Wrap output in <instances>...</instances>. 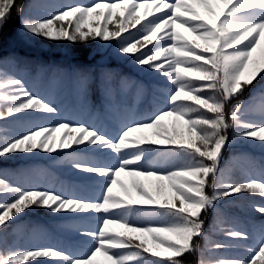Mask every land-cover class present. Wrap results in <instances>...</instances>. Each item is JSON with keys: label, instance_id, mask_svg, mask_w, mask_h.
<instances>
[{"label": "snow or ice", "instance_id": "1", "mask_svg": "<svg viewBox=\"0 0 264 264\" xmlns=\"http://www.w3.org/2000/svg\"><path fill=\"white\" fill-rule=\"evenodd\" d=\"M221 2L225 11L211 24L185 0H93L88 5H68L50 18H22L26 33L51 41L81 43L97 37L104 42L115 41L121 55L131 56L138 67L158 73L173 88L166 97V107L147 119L126 124L115 138L87 125L71 126L67 122L50 127L37 125L11 138L0 136V159H15L18 154L30 159L40 152L56 153L55 133L64 129L59 149L72 150L64 152L71 167L87 178H102L103 185L100 197L84 199L46 189H25L0 178V232L7 231L10 222L15 223L26 210L36 208L99 220L95 229L80 230L79 234L92 245L84 256L74 257L52 247L9 249L0 251V264H93L98 253L110 264H185L187 255L200 251L198 241L204 236V217L215 209L217 200L245 192L264 197V181L232 184L220 179L217 183L223 150L229 143V129H234L241 140L260 142L259 146L264 147V105L260 107L259 122H255L245 118L247 109L239 100L259 83L258 75L264 80V75L254 67L250 70L252 55L264 37V0ZM141 7L145 9L144 17L138 15ZM13 8L17 13L22 11L16 0H0V32ZM157 12L161 14L156 15ZM149 15L152 19H147ZM114 17L119 18L110 30ZM141 19L146 23L130 32L129 27L136 28ZM177 25L194 39L188 40L178 33ZM0 108L4 109L0 110V122L19 119L16 114L29 109L49 117L57 114L54 106L34 96L21 79L9 76L2 68ZM193 113L198 115L194 117ZM165 118L183 122L186 141L175 126L169 132L162 123ZM3 127L0 124V130ZM146 132H151L155 139ZM175 136L181 138L177 140ZM74 145H83L80 151H110L117 163H88L75 155ZM148 153L169 159L149 164ZM170 160L171 169L162 171ZM121 173L155 180L157 197L165 195L163 182L167 181L172 196L159 202L142 183L134 180L132 188L139 199H133L126 189L125 199L114 191L117 185L124 188L117 179ZM255 210L264 214V206ZM225 234L233 239H248L246 233L239 231L229 230ZM224 248L226 245L219 242L214 245L216 251ZM248 251L247 258H222L216 264H264V239ZM200 264L209 262L201 260Z\"/></svg>", "mask_w": 264, "mask_h": 264}, {"label": "trees", "instance_id": "2", "mask_svg": "<svg viewBox=\"0 0 264 264\" xmlns=\"http://www.w3.org/2000/svg\"><path fill=\"white\" fill-rule=\"evenodd\" d=\"M68 0H16V6L22 11L17 13L15 8L11 11V16L7 21L2 32H0V68L9 76L24 74L27 77L35 79L41 88H45L51 82H55L58 87L55 95L57 104L65 101L68 106L74 108L76 115L82 114L84 122H75L70 119L67 123L71 126L87 125L101 133L106 129L100 130L98 127H90L87 123L89 117H100L106 115V121L111 120L116 113L126 110L136 109L138 112L143 110H157L158 106L166 107V97L173 86L168 84L165 78L156 72H149L145 68L138 67L131 59V56L121 55L118 52V45L115 41L104 42L99 37L89 39L86 42L72 43L68 41H51L46 38L30 35L22 29V18L40 20L50 18L53 14L60 12L65 8ZM84 5L91 4L93 0H83ZM72 5L80 4L71 0ZM210 24L217 16L215 11L211 12L210 18L201 7L197 0H185ZM214 7V6H213ZM208 8L212 10V8ZM206 10V9H205ZM99 11H103L100 9ZM119 12L120 9L114 10ZM151 9L149 12L151 13ZM145 9L141 7L138 15L144 17ZM156 15L161 13L157 12ZM109 25V29L114 28L115 20ZM147 19H152L149 15ZM146 20L141 19V24L136 28L129 27L130 32L136 31ZM87 31L88 29H84ZM178 33L188 40L194 39L193 35L184 28L176 26ZM122 35H127L124 33ZM159 35V34H158ZM198 43H203L198 41ZM151 47V45H149ZM255 68L261 75H264V64H252L250 70ZM15 73V74H12ZM37 75V76H36ZM255 88L244 92L239 100L246 102L256 99L259 106L264 105V80L259 79ZM130 85H132L130 87ZM70 93V97L67 93ZM140 95V96H138ZM37 96V95H34ZM43 101L57 108L54 101L48 100L43 96H37ZM236 101L233 100V103ZM190 103V102H189ZM231 107V105H229ZM260 107L251 110L247 109L246 119L259 122ZM69 108V107H68ZM0 110H4L0 108ZM68 111V110H67ZM207 115H212L207 113ZM45 113L35 112L31 109L23 113L16 114L19 119L10 118L8 122H0L4 127L0 130V136L7 135L9 138L13 135H19L27 130L32 123H37ZM108 115L111 116L108 117ZM194 117L197 113L192 114ZM167 126L169 132L173 127L183 134V139L187 140V130L182 121L174 122L172 118H165L162 122ZM12 131H8V127ZM65 130L61 129L55 133V141L58 148V154L50 161H44L39 155H33L30 159L22 158L25 154H18L15 159H0V178L18 185L25 189L39 188L48 191H55L66 196H75L80 198V181L78 178H87L86 174L79 173L71 167V163L65 158L64 152H70L71 149H59V141L64 135ZM150 138L155 139L151 132H146ZM228 147L223 150V156L220 163V172L217 183L223 179L227 183L239 184L250 180L264 181V147H260V142H250L241 140L236 136L234 129H229ZM179 140L180 136H175ZM77 149L75 155L81 160L90 159L89 162H95L92 153L96 151H80L83 145H74ZM154 147H175L174 145H154ZM149 164L160 163L162 156L156 153H148L146 156ZM174 160V158H173ZM173 160L169 161L167 170L173 166ZM205 163H211L205 160ZM49 164L52 166L50 167ZM56 168L53 169V165ZM170 165V167H169ZM166 170V171H167ZM35 176L36 185H29ZM51 185H46L48 182ZM137 182L142 183L149 193L159 202L164 198H171L172 193L168 189V182L164 181V196H156V181L144 180L143 177H137ZM40 182V183H39ZM59 184V187H57ZM124 188L114 189L121 197L127 199L124 195L125 189L133 199H139L132 188L128 178L124 181ZM62 186H65L62 188ZM211 194L210 189H205ZM179 203L178 201L176 202ZM139 206V205H137ZM153 207V205H143ZM258 206H264V197L258 194L241 193L232 197L223 198L216 201L214 210H210L204 217L205 232L204 236L198 241L200 251L195 254L187 255L185 264H200L201 260L216 264L219 259L247 258L250 255L249 248L258 247L261 239H264V214L257 212ZM215 224L219 230L214 231L209 228V224ZM38 229L37 231V228ZM83 226L77 223V220H70L66 213L53 214L47 209L36 208L35 210H26V214H21L15 223L10 222V227L5 232H0V251L7 252L9 249H28L33 248L30 242L32 234L43 232L41 243L46 242L44 247H52L69 253L64 248L71 246L87 250L92 247L88 238L81 236L80 230ZM114 231H123L114 228ZM229 230L246 233L247 240L229 238L225 233ZM149 242L150 241V238ZM219 242L226 245V248L220 251L214 250V245ZM119 251V250H116ZM70 254V253H69ZM147 255V254H146ZM81 256H84L82 254ZM80 257V256H78ZM54 260V258H52ZM28 264V262H26ZM93 264H110V261L101 254H97Z\"/></svg>", "mask_w": 264, "mask_h": 264}, {"label": "rangeland", "instance_id": "3", "mask_svg": "<svg viewBox=\"0 0 264 264\" xmlns=\"http://www.w3.org/2000/svg\"><path fill=\"white\" fill-rule=\"evenodd\" d=\"M214 6V7H213ZM201 7L204 9L203 13H206L208 15V17L210 18L211 16V12L215 11L214 15L218 17H220V14L222 11H225V4L221 2V0H205V3H201ZM212 8V10L210 9V11H208V8ZM252 64H258V65H262L264 64V37H261V43L260 46L257 48V50L253 53L252 55ZM16 78L21 79L24 82V85L26 87V89L31 92L32 94L35 93L38 89V87H40V84L37 82L35 83V79L32 78H27L24 74H19V75H12ZM48 95L49 99H53L54 97V87H50L49 90L46 91ZM251 107H253V104H251ZM260 107V106H258ZM72 114V113H71ZM65 116V114H56L55 116L49 117V115H45V121L42 123H32L30 126L27 127V130L36 127L37 125H44L45 122H48L49 124L52 125H56L59 126V123H62L63 121V117ZM78 117H80V115H78ZM96 124H98V122H96ZM8 131H12V127L9 126L8 127ZM57 152H58V148H57ZM52 153L51 155L40 152V156L39 158L46 160V161H50L52 158H54L58 153ZM114 156V155H113ZM164 161V159H163ZM117 163L116 158H112L109 162H103L100 165H107V166H114ZM94 175V174H93ZM126 177H129L131 179V182H133L134 180L136 181V177H132V176H128L125 175V173H121L119 175V177H117V179L123 184L124 179ZM102 178H94L92 180H84L85 182H89V184H87V189L90 190V192H88L85 197L86 199H92L90 198L92 194H94V196H96L97 198L100 197L101 195V180ZM115 188L120 189L121 187H119V185H117ZM66 216H69V218L71 219H76L79 220V222L81 224H84L85 226H92V228H96L99 225V220L95 217H87V218H82L81 214H74V213H66ZM39 238L38 235H35L32 237L33 240V245L36 244L37 239Z\"/></svg>", "mask_w": 264, "mask_h": 264}, {"label": "bare ground", "instance_id": "4", "mask_svg": "<svg viewBox=\"0 0 264 264\" xmlns=\"http://www.w3.org/2000/svg\"><path fill=\"white\" fill-rule=\"evenodd\" d=\"M151 115H152V112H138L136 109L126 110V111H122L120 113H116V115L111 120H109V121L104 120L103 121V124L105 125V129H106V132L104 134L107 136L115 138L118 135V133L120 132V130L126 124H129L133 121L147 119ZM84 159H85L84 161L90 163L89 162L90 159H88V158H84ZM44 161H46V160H44ZM49 166L52 167L50 164H49ZM53 168H56L55 164L53 165ZM126 178H128L131 182V179L129 177H126ZM125 179H124V181H125ZM136 180H137V177H136ZM123 184H124V182H123ZM131 184H132V182H131ZM84 188L88 193L89 190L86 187H84ZM114 189H117V188H114ZM117 190H119V189H117ZM90 198L96 199L97 197L94 196V194H92ZM38 229H40V228L38 227L37 231H38ZM42 234H43V232H42Z\"/></svg>", "mask_w": 264, "mask_h": 264}]
</instances>
